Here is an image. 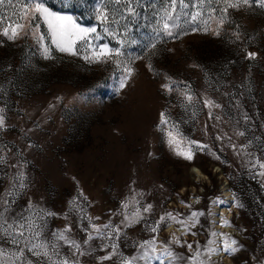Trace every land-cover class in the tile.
Returning a JSON list of instances; mask_svg holds the SVG:
<instances>
[{
    "label": "rangeland",
    "instance_id": "rangeland-1",
    "mask_svg": "<svg viewBox=\"0 0 264 264\" xmlns=\"http://www.w3.org/2000/svg\"><path fill=\"white\" fill-rule=\"evenodd\" d=\"M42 2L53 12L71 15L82 27H97L101 39L95 44L116 48L121 47L118 40L124 39L126 55L121 67L113 62L89 64L54 48L53 58L44 59L30 30L15 41L0 36V114L6 122L0 130V156L6 161L0 164V197L14 201L12 210L17 215H42L44 233L70 224L69 238L87 253L79 257L80 264H120L121 258L139 255L138 245L152 238L149 228L160 216L170 212L187 218L193 211L203 213L193 229L195 235H182L180 226L171 221L156 233L166 244L173 232L182 244L191 243V251L170 244L184 257L179 264H190L188 258L196 249L216 241L211 235L216 232L212 209L214 201L225 203L223 186L232 205L229 215L222 216L231 222L226 233L239 248L228 254L230 264H264V176L257 174L264 169L252 167L256 157L264 160V8L229 9L217 36L212 31H191L197 25L202 28L203 21L216 28L220 13L209 19V12L221 5L205 3L201 21L194 25L181 16L177 29L181 35L164 37L150 50L146 45L157 39L152 9L121 20L130 32L113 39L95 19L96 0ZM14 5L15 0L12 4L5 0L0 15H11ZM161 7L155 0V9ZM36 23L41 25L38 31L47 33L43 21ZM45 42L51 46L50 40ZM248 52L256 53L255 58L248 59ZM129 64L133 74L128 86L118 92L123 67ZM165 83L173 85L172 92L161 87ZM182 93H190L193 102L189 104ZM205 99L222 105L211 109V120L210 109L202 103ZM161 112L167 124L161 123ZM169 131L182 143L170 147ZM192 141L206 146L200 150L192 145V160L175 153V147L187 150ZM242 144L247 145L246 152L241 151ZM193 168L204 178L197 180ZM20 173L26 186L20 189L17 181L13 189V178ZM147 204L152 211L144 220L124 228L115 240L106 238L104 225L115 227L125 215L138 208L142 211ZM93 224L101 229L99 233L93 231ZM89 233L94 239L84 244ZM113 243L120 255L101 261L99 257L111 250L104 246ZM0 248L6 253L16 250L4 235H0ZM72 251L59 244L62 257L70 258ZM25 255L36 264V258ZM212 261L223 264L216 255Z\"/></svg>",
    "mask_w": 264,
    "mask_h": 264
},
{
    "label": "snow or ice",
    "instance_id": "snow-or-ice-1",
    "mask_svg": "<svg viewBox=\"0 0 264 264\" xmlns=\"http://www.w3.org/2000/svg\"><path fill=\"white\" fill-rule=\"evenodd\" d=\"M5 0H0V5H3ZM12 4V0H9ZM162 7L159 10L155 9V0H96L94 5L95 19L103 27L104 32L116 39L118 36L122 37L129 34L130 30L124 24H121V20L129 21L137 16L141 15V12L147 14L149 9H152V21L154 27L152 28L155 37L157 38L153 42L146 45V48L154 50L157 47V42L164 37L178 38L181 35V31H177L180 28L179 21L181 16L190 18V21L196 25V22L201 21L203 12L201 10L202 5L205 3L211 5L215 3L221 5L219 8H211L209 12V19H212L218 12L219 18L215 21L216 28L211 29L207 25V21H203V27L199 25L192 27L191 31H203L205 33L212 31L214 35H220V28L226 23L227 13L229 9L239 10L241 8H251L253 5L260 8H264V0H160ZM192 9V11H187ZM145 18L147 16L145 15ZM36 21H43L44 26L47 28V33L38 31L41 27ZM187 22V21H185ZM119 25V27H117ZM123 29V31H121ZM29 30L33 37L37 40L39 47L41 48V55L44 59H52L53 48L60 53H66L70 56H80L84 61L89 64L113 62L117 67H121L124 63L121 58L125 57V52L122 51V47L126 45L124 39H119L118 44L121 47L112 48L109 44H95L94 41L100 40L101 37L98 34L97 27H82L76 23L71 15L59 14L50 10L42 0H15L14 11L11 15H0V36L6 37L9 41H15L22 35H28ZM183 34H188L183 32ZM236 38L239 39V34H236ZM50 40L51 46L45 41ZM131 43H136L135 40H131ZM80 45V48L77 46ZM154 54V53H153ZM256 53L248 52L247 58L254 59ZM135 59H143L142 56H137ZM131 62H134L131 61ZM151 70V65H148ZM133 68L130 66H124L123 72L125 73L122 78L119 79L117 91H121L128 86V81L133 74ZM161 87L168 92L173 91V85L163 84ZM184 99L191 104L193 102V96L190 93H182ZM205 108L210 109L208 112L209 119H213L211 109L220 108L222 105L215 103L214 100L205 99L202 101ZM239 104V102H237ZM2 112V110H0ZM195 115V114H193ZM161 123L167 124L168 119L165 113L161 112ZM219 120L220 117H215ZM245 119H248L245 116ZM6 128V122L4 115L0 114V130ZM168 145L170 147L182 143L173 134L172 131L167 133ZM239 136H244V132L237 133ZM217 139H223L218 136ZM231 139V137H229ZM192 145H195L198 149L203 150L206 146L200 144L197 141L190 142L187 150H182L179 147H175L174 151L177 155L184 157L186 160L193 159ZM31 147V145H29ZM231 147L235 150L237 145L233 144ZM241 151H247V145L239 146ZM151 155V153H150ZM250 155V154H249ZM219 158V157H217ZM5 158L0 156V164L5 163ZM15 167V165H13ZM253 168L259 167L264 169V160L259 157L255 158V163L252 164ZM260 176H264V171L257 173ZM23 189L26 185L24 183V174L20 173L18 177L13 178L12 188L17 186ZM7 196H12V191L7 192ZM11 199L0 197V235H4L10 238V242L13 246H16L14 252L6 253L3 248H0V264H33L31 259H28L25 253H28L31 257L36 258V264H80L79 257L87 255L81 249V245L69 238L68 233L71 232V225L68 224L63 230L52 232L50 234L44 233V217L37 213L34 217H25L23 215H17L12 210ZM213 203L222 204L223 200H217ZM234 206L243 207V205L233 201ZM190 207V205H188ZM232 205H230L231 207ZM33 206L29 202L28 208ZM127 208V205L124 206ZM152 211V205L147 204L143 206L141 211L139 208L129 215H125L119 225L111 227L110 225H104V232L106 238L109 240H115L119 238L124 228H130L133 225L139 224L145 218L146 213ZM46 215L52 216L54 213H47ZM203 213L193 211L187 218H183L182 214L165 213L160 216L155 223V226H151L149 230L153 233V236L149 240H145L138 245L139 255L133 257L121 258L120 264H153V261L158 264H179L183 261L184 257L177 254L170 244H179L186 247L188 250L193 249V245L184 241L181 243V239L177 236L176 232L171 234L170 244H166L163 241L157 239L156 233H158L161 225H165L166 222H174L180 226L182 235H195L193 229L199 224V216ZM9 221H12L9 223ZM39 221V222H38ZM220 227L230 226L231 222L224 219L222 216L215 221ZM93 231L100 232L101 229L93 224L91 225ZM109 228L111 230L109 231ZM27 233V234H26ZM53 238L52 241L48 240V236ZM212 236L218 237L219 244L216 241L209 240L208 246L204 249H196L194 255L188 259L190 264H213L212 257L219 252L227 254L236 253L239 248L237 247V240L232 238L229 234L224 232H212ZM44 236L40 242H34ZM94 239L91 233L87 235L84 240V244H87L89 240ZM63 243L71 248V257H62L59 252V244ZM216 245V246H214ZM106 249L111 250L107 255L99 257L101 261L112 260L113 256L120 255L117 251L118 245L113 243L112 245H105Z\"/></svg>",
    "mask_w": 264,
    "mask_h": 264
},
{
    "label": "bare ground",
    "instance_id": "bare-ground-1",
    "mask_svg": "<svg viewBox=\"0 0 264 264\" xmlns=\"http://www.w3.org/2000/svg\"><path fill=\"white\" fill-rule=\"evenodd\" d=\"M193 171L195 172L197 180L204 178L203 174L201 173V171L199 169L193 168ZM221 191L223 192L222 195L225 198V203H222V204L215 203L213 205V209H212L213 223H215V221H217L221 216H228L229 215L230 202H229L228 193L226 192V190L223 186L221 187ZM214 225H215V229H216L217 233H220V232L226 233V231L229 230L227 226L226 227H220L218 223H215ZM171 229L172 228H169L168 231H170ZM216 241H217V245H218L219 244L218 237H216ZM216 257L223 264H230L231 260L229 259V255L227 253L219 252L216 255Z\"/></svg>",
    "mask_w": 264,
    "mask_h": 264
}]
</instances>
